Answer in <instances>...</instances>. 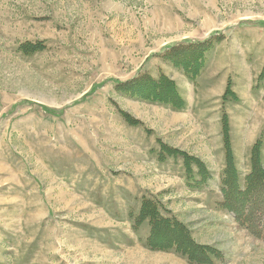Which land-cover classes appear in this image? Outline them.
I'll return each mask as SVG.
<instances>
[{
	"label": "rangeland",
	"instance_id": "obj_1",
	"mask_svg": "<svg viewBox=\"0 0 264 264\" xmlns=\"http://www.w3.org/2000/svg\"><path fill=\"white\" fill-rule=\"evenodd\" d=\"M206 41L195 82L164 57ZM161 74L182 110L118 92ZM225 116L244 180L264 131V0H0V264H190L144 246L128 216L143 197L214 264H264V240L219 208ZM162 146L211 177L190 185Z\"/></svg>",
	"mask_w": 264,
	"mask_h": 264
},
{
	"label": "trees",
	"instance_id": "obj_2",
	"mask_svg": "<svg viewBox=\"0 0 264 264\" xmlns=\"http://www.w3.org/2000/svg\"><path fill=\"white\" fill-rule=\"evenodd\" d=\"M209 44L210 42L207 41L202 43L184 42L171 48L167 52L169 54H165L164 57L175 69L184 72L191 82H195L205 66L203 55L210 48ZM117 89L121 94L140 102L163 104L171 106L175 110H182L186 107L176 84L164 74H161L158 79L143 75L127 83L118 84ZM125 117L129 124L137 125V122H132L127 115ZM227 119L226 116L221 119L226 165L219 185L223 193V200L219 203V208L225 209L227 212H234L240 224L247 225L251 234L264 240V164L262 158L264 131H262L261 138L252 147L251 170L244 180H241L238 170L234 166L230 126ZM161 149L166 151L168 157L184 159V170L190 185L201 187L211 177L206 165L200 160L167 146H162ZM194 167L197 171L194 170ZM192 179L193 184L190 182ZM155 200L143 197L137 214L133 211L128 214L136 234L139 233L141 227L147 226L148 233L144 239L141 238L146 248L151 251L178 254L187 259L190 264H214L212 258H222L221 253H217L215 250L210 252L211 250L208 251L209 249L197 245L189 227L184 226L176 216L169 214L165 209L162 210L161 204ZM251 209L259 210L255 212H259L263 220L258 221L255 217L257 215Z\"/></svg>",
	"mask_w": 264,
	"mask_h": 264
},
{
	"label": "crops",
	"instance_id": "obj_3",
	"mask_svg": "<svg viewBox=\"0 0 264 264\" xmlns=\"http://www.w3.org/2000/svg\"><path fill=\"white\" fill-rule=\"evenodd\" d=\"M204 163H205V162H204ZM130 194H131V193H130ZM132 195H133L134 197H136L138 194H133V193H132ZM144 195H145V194H144ZM145 196H146V195H145ZM140 197H141V196H139V199H140ZM141 200H142V198L138 201V202H139L138 209L140 208V205H141V202H140V201H141ZM175 216L177 217L176 214H175ZM178 216H179V215H178Z\"/></svg>",
	"mask_w": 264,
	"mask_h": 264
}]
</instances>
